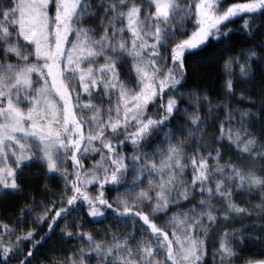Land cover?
Listing matches in <instances>:
<instances>
[{"label": "snow or ice", "instance_id": "1", "mask_svg": "<svg viewBox=\"0 0 264 264\" xmlns=\"http://www.w3.org/2000/svg\"><path fill=\"white\" fill-rule=\"evenodd\" d=\"M209 45L240 48L223 61L225 99L264 83V0H0V195H28L32 167L62 185L0 220V264H206L221 224L213 260L264 264L244 254L264 246V112L190 82ZM236 217L251 226L230 234ZM52 242L71 251L38 258Z\"/></svg>", "mask_w": 264, "mask_h": 264}, {"label": "trees", "instance_id": "2", "mask_svg": "<svg viewBox=\"0 0 264 264\" xmlns=\"http://www.w3.org/2000/svg\"><path fill=\"white\" fill-rule=\"evenodd\" d=\"M244 2H247V0H224V6L228 7L233 3ZM241 23L242 18L238 17L234 22H230L228 27L234 31H238L241 27ZM257 23L259 24L260 20H257ZM259 39L260 38L258 37L256 43H259ZM256 43L242 44V47L244 50H247L249 48L255 47ZM222 51L223 50L221 48H217L214 45H209L207 49L195 59V62L189 65L190 82L195 86L205 90L209 97H211L213 100L220 98L225 104L230 103L236 108H240L245 111L250 110L255 114L264 112V83L261 82L259 73H257L255 81L247 80L243 82H237L234 89L235 95L228 99L224 98L223 87L225 83V76L222 72L223 61L228 55H236L240 51V48H237L236 51L231 54H224L223 56ZM241 97H243V99H241ZM261 124L262 121L260 119L255 120V131L257 133H259ZM215 131V128L209 129L208 134L205 137V147L212 146L211 137ZM128 155H131L130 150ZM229 155L230 153L225 150V159H227ZM95 159H99V157L97 156ZM232 159L235 160V156H233ZM93 163L94 160L92 159L85 160V164L89 168ZM42 175L43 173L37 167H32L25 172V177L29 179V184L27 185L29 192L28 195H0V220H2L4 223H8L11 226V224L16 220L21 204L25 203L26 201L31 203L32 196H36L37 199H41L38 190L42 188L43 184L47 183L52 189L53 193L57 192L59 187H62V185H58L57 181L37 179V177ZM259 196L260 194L258 192H253L251 195L245 193L238 198L237 202H242L243 204L252 206L259 202ZM30 223V220H25L26 226H30ZM251 223L252 222L250 220L236 217L229 223L228 231L230 234L233 232H239L241 229L250 227ZM223 227L224 225L221 224L210 235L207 243L208 254L206 257V264H220L218 257L213 260V251L214 245L218 242V236ZM44 231H46V229H42L38 226L36 230L37 236L39 237L40 235H43ZM85 231H91L94 234L97 232L103 233L105 231V226H93L92 224L86 222ZM117 234L119 235L120 233ZM96 239L99 241L102 239V236L97 235ZM53 244L54 242L45 245L38 254V258L51 260L52 252L60 250L61 247H65L71 251L70 245L61 246L59 244H55V247H53ZM261 253H264V246H262L259 242H256L255 244H248L244 249L245 255H249L258 259L264 258L260 255ZM237 264H242V262L237 261Z\"/></svg>", "mask_w": 264, "mask_h": 264}, {"label": "rangeland", "instance_id": "3", "mask_svg": "<svg viewBox=\"0 0 264 264\" xmlns=\"http://www.w3.org/2000/svg\"><path fill=\"white\" fill-rule=\"evenodd\" d=\"M52 14H54V9H53V13ZM257 167H259V165H257ZM255 192V191H254ZM255 194V193H254Z\"/></svg>", "mask_w": 264, "mask_h": 264}]
</instances>
